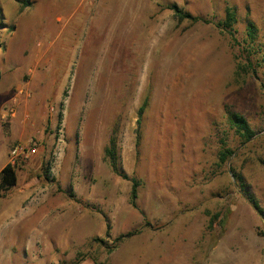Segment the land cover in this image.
Instances as JSON below:
<instances>
[{
	"label": "rangeland",
	"instance_id": "obj_1",
	"mask_svg": "<svg viewBox=\"0 0 264 264\" xmlns=\"http://www.w3.org/2000/svg\"><path fill=\"white\" fill-rule=\"evenodd\" d=\"M17 145L37 151L0 198V264H264L237 180L264 211V0H0V171Z\"/></svg>",
	"mask_w": 264,
	"mask_h": 264
},
{
	"label": "trees",
	"instance_id": "obj_2",
	"mask_svg": "<svg viewBox=\"0 0 264 264\" xmlns=\"http://www.w3.org/2000/svg\"><path fill=\"white\" fill-rule=\"evenodd\" d=\"M171 9L174 11L175 16L179 21H184L185 19H189L195 23L197 22H203L206 23V20H203L202 18L194 17L190 14H186L182 9H180L177 5H173ZM237 23V14L235 9H227L226 12V18L223 22H221L219 27H223L225 31L229 33V35L233 38L234 41H236L234 37V25ZM257 28L255 25L250 22L248 25V32L249 37L253 40L255 38ZM145 107L143 106L139 113H138V130L136 132V148L138 149L141 144V133H140V126L142 122V117L144 115ZM228 115V123L231 127V129L235 130L236 134L239 135L241 139L244 141H249L252 139L255 135V131L249 124V122L241 115L238 114H232L227 112ZM118 137V131L113 130V133L111 135V138L109 140V145L105 149V159L109 164L111 165L113 171L121 177L123 180L130 181L132 184L131 192H130V204L134 208L137 207L136 202L138 199V188H139V181L135 178L129 177L120 167L119 165V158H118V150H117V138ZM233 155V151L228 146V143L226 140L221 142V151L219 154V160L221 163H226L227 160ZM236 177V176H235ZM237 180L241 182V186L245 192V196L248 200V202L251 204L253 209L260 215L264 216V211L260 207L258 201L255 199V197L247 190L246 185L242 179V177H237ZM18 182V176L15 166H13L11 163L5 165L3 169L0 171V198L4 196V194L8 191H10L12 188L16 187ZM135 235V232H129L123 236H121L118 241H123L124 239H128ZM77 264V263H76Z\"/></svg>",
	"mask_w": 264,
	"mask_h": 264
},
{
	"label": "built area",
	"instance_id": "obj_3",
	"mask_svg": "<svg viewBox=\"0 0 264 264\" xmlns=\"http://www.w3.org/2000/svg\"><path fill=\"white\" fill-rule=\"evenodd\" d=\"M37 151L36 148H33L31 151H27V148L23 145L15 146L11 151V164L16 166L18 164V160L28 159L30 154H35Z\"/></svg>",
	"mask_w": 264,
	"mask_h": 264
},
{
	"label": "crops",
	"instance_id": "obj_4",
	"mask_svg": "<svg viewBox=\"0 0 264 264\" xmlns=\"http://www.w3.org/2000/svg\"><path fill=\"white\" fill-rule=\"evenodd\" d=\"M15 210L11 209H4L0 214V219L5 220L6 222H9L10 220L14 219L15 217Z\"/></svg>",
	"mask_w": 264,
	"mask_h": 264
}]
</instances>
